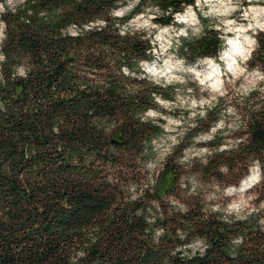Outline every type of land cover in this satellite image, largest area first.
<instances>
[{"label": "trees", "instance_id": "1", "mask_svg": "<svg viewBox=\"0 0 264 264\" xmlns=\"http://www.w3.org/2000/svg\"><path fill=\"white\" fill-rule=\"evenodd\" d=\"M127 2L23 0L0 14V264H264V29L248 58L260 78L232 101L237 139L221 146L225 125L205 159L184 160V138L219 119L216 98L151 172L164 126L145 113L173 86L141 67L153 56L146 30L123 24L149 6L154 22L174 23L195 0H138L115 15ZM207 20L179 38L189 62L221 60L224 37ZM254 162L259 180L231 208L223 189Z\"/></svg>", "mask_w": 264, "mask_h": 264}, {"label": "rangeland", "instance_id": "2", "mask_svg": "<svg viewBox=\"0 0 264 264\" xmlns=\"http://www.w3.org/2000/svg\"><path fill=\"white\" fill-rule=\"evenodd\" d=\"M23 0H0V14L5 6H14ZM138 0H128L127 3L114 10L115 15L128 12ZM160 11L155 7H147L142 12L134 14L123 27L144 28L151 37L153 56L150 60H143L141 67L155 79L166 85L173 86V98L158 96V107L150 108L146 115L155 118L161 117L163 132L153 141L156 150L154 159L147 164L151 172L155 165H159L169 154L173 144L181 139L185 128L195 122V117L202 113L205 106L219 99L222 109L219 119L208 129L199 130L194 136H186L184 141L187 146L183 152V158L203 160L210 152L207 141L215 134V131L224 127L222 133L228 135L221 144L229 146L230 142L237 139L231 135L232 130L241 123L238 110L232 101L240 99L241 95L256 83L261 74L258 67H248V58L253 48L257 45L255 33L264 29V0H195L194 5H186L182 11L175 14L174 23L160 24L152 20ZM202 17H206L207 23L221 29L225 46L230 38H239L241 43L249 49L247 57L240 58V66L236 71L225 68L222 53L217 61L215 57H204L195 62H189L178 55L177 47L181 35H195L202 30ZM100 21V20H98ZM5 23L0 17V45L4 36ZM0 48V58H1ZM216 59V60H215ZM217 63V64H215ZM215 65V67H213ZM222 68L221 73L216 68ZM220 68V69H221ZM228 70V71H227ZM237 102V101H236ZM259 165L254 162L242 178L240 184H230L223 190L230 196L229 206L240 208L246 205L250 194L245 189L250 184L259 180ZM254 176L252 183L244 187L249 177ZM189 179L196 184L197 174L189 171ZM219 186L207 183L205 191L212 197Z\"/></svg>", "mask_w": 264, "mask_h": 264}, {"label": "bare ground", "instance_id": "3", "mask_svg": "<svg viewBox=\"0 0 264 264\" xmlns=\"http://www.w3.org/2000/svg\"><path fill=\"white\" fill-rule=\"evenodd\" d=\"M249 53V49L241 43L239 38H230L227 47L222 53V59L223 63L225 64V68L230 71H236L240 66V58L247 57ZM213 67H215V65ZM220 68L221 66H217L215 71L221 73L222 68ZM253 180L254 176L249 177V180L244 187H247V185H249Z\"/></svg>", "mask_w": 264, "mask_h": 264}]
</instances>
